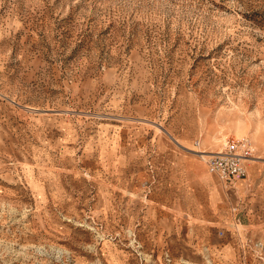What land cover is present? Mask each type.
I'll return each instance as SVG.
<instances>
[{
	"label": "rangeland",
	"instance_id": "1",
	"mask_svg": "<svg viewBox=\"0 0 264 264\" xmlns=\"http://www.w3.org/2000/svg\"><path fill=\"white\" fill-rule=\"evenodd\" d=\"M0 264H264V0H0Z\"/></svg>",
	"mask_w": 264,
	"mask_h": 264
},
{
	"label": "crops",
	"instance_id": "2",
	"mask_svg": "<svg viewBox=\"0 0 264 264\" xmlns=\"http://www.w3.org/2000/svg\"><path fill=\"white\" fill-rule=\"evenodd\" d=\"M183 149V148H182ZM165 167L166 174L169 176L170 180L175 179L177 181L178 175H181L182 177L188 174L191 170L196 172L197 177L199 178L198 181V187L202 192V201L201 205L197 209H199L200 213H203L204 215L201 214L202 219H204L207 223H209V227H202L203 231L207 232H212L214 229V223L217 222V213L219 211V205L224 206L226 208V213H229L230 210L227 206L226 203L223 202L222 197H221V186L222 185L224 188L230 184H224L220 179L212 173L208 168H206V174H208L209 182L203 181L202 177L198 173L197 169L195 168V162H188L186 160H181L180 158H172L171 160H168L167 163L163 166ZM175 177V178H174ZM179 180V179H178ZM246 182V180L244 179ZM226 185V186H225ZM227 186V187H228ZM227 190H230L232 187L227 188ZM225 213V215H226ZM234 215L230 212L229 213V218H233ZM214 235H211L210 237H206L208 239L206 240H211V243L214 245V247L211 248V250H206L207 254H211L212 256H215V238L213 237Z\"/></svg>",
	"mask_w": 264,
	"mask_h": 264
},
{
	"label": "built area",
	"instance_id": "3",
	"mask_svg": "<svg viewBox=\"0 0 264 264\" xmlns=\"http://www.w3.org/2000/svg\"><path fill=\"white\" fill-rule=\"evenodd\" d=\"M199 145V141L196 142ZM253 141L248 137L229 139L219 154L208 156L206 165L224 184L242 180L247 175V161L254 157Z\"/></svg>",
	"mask_w": 264,
	"mask_h": 264
},
{
	"label": "bare ground",
	"instance_id": "4",
	"mask_svg": "<svg viewBox=\"0 0 264 264\" xmlns=\"http://www.w3.org/2000/svg\"><path fill=\"white\" fill-rule=\"evenodd\" d=\"M181 147V146H180ZM181 148H183V147H181ZM185 149V148H184ZM219 153H221V150L220 151H218V152H213V153H202V152H200V155H201V157H205V155L204 154H207V156L206 157H208V156H210V155H212V154H219ZM254 158H252V159H250L249 161H247V162H250V161H252Z\"/></svg>",
	"mask_w": 264,
	"mask_h": 264
}]
</instances>
